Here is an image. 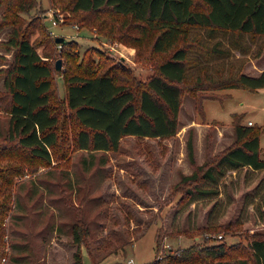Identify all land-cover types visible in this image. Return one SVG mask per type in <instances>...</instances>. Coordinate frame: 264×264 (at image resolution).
<instances>
[{
	"label": "rangeland",
	"instance_id": "rangeland-1",
	"mask_svg": "<svg viewBox=\"0 0 264 264\" xmlns=\"http://www.w3.org/2000/svg\"><path fill=\"white\" fill-rule=\"evenodd\" d=\"M72 7V0H38L30 12L11 16L19 20L42 57L53 66L56 92L52 105L60 112L59 130L64 138L53 162L31 158L7 137L10 114L4 109L6 100L0 99V156L4 159L0 163L23 166L15 174L12 209L6 219L8 254L2 264H70L71 260L74 264L78 249L84 264H94L92 258L100 259L97 264H130V258L134 264H147L158 253L217 241L230 246L228 255L232 258L244 256L250 251L251 239L264 236V171H229L220 182L219 193L182 207L186 186L178 183L196 167L188 155L189 138L194 142L196 161L202 164L234 142L233 115L242 114L243 121L248 123L252 118L255 125L262 126L264 147V88L219 89L207 93L216 97L205 98L202 104L201 95L184 90L176 134L127 135L118 150L78 149L74 145L77 127L65 98V78L73 72H109L139 98L159 63L174 49L155 51L158 31L131 15L108 6L91 11ZM7 31H1L0 41ZM196 33L193 30L192 34ZM203 34L207 39V32ZM58 35L66 42H57ZM207 40L210 45L220 41L229 53L206 58L193 51L201 58L190 68L194 76L187 83L195 82V74L202 73L204 65L215 78L237 73L246 62L247 71H256L252 61H258L255 53L264 42L263 36L253 38L244 33L238 43L237 33L219 32ZM0 53L8 58V62L0 61V67H5L12 52L0 45ZM58 59L62 60L60 69H56ZM3 81L1 76V89ZM231 219L242 220L249 230L241 224H228L214 230L170 234L178 228ZM74 224L82 229L81 244L74 242ZM157 232L163 237L159 252ZM208 262L216 264L215 259Z\"/></svg>",
	"mask_w": 264,
	"mask_h": 264
},
{
	"label": "trees",
	"instance_id": "trees-1",
	"mask_svg": "<svg viewBox=\"0 0 264 264\" xmlns=\"http://www.w3.org/2000/svg\"><path fill=\"white\" fill-rule=\"evenodd\" d=\"M38 0H0V33L8 28L7 36L1 39L12 60L0 67L4 88H0L1 100H6L5 110L10 114L7 137L27 150L31 158L53 162L56 148L60 147V112L53 107L55 95L53 66L44 59L30 37L24 32L19 20L11 16L18 12H30ZM76 11H91L111 7L123 15H131L138 22L158 31L153 42L155 51H170L171 55L162 60L136 98L132 88L118 82L113 74H87L73 72L65 78L66 101L77 130L74 145L88 151L118 150L127 135L139 137H170L178 132L183 92L189 90L205 98H215L207 93L229 87H245L257 90L264 87V68L259 72L246 70V62L237 72L229 76L213 77L208 66L195 74V82L187 83L190 68L204 57L225 55L229 49L208 43L216 33H237V42L244 33L253 38L264 37V0H72ZM196 29V34H192ZM207 32V39L203 32ZM66 41L59 42L65 43ZM264 42L255 57L264 61ZM0 61L8 62L4 53ZM257 68V67H256ZM57 69V67H56ZM223 73V72H222ZM186 83L187 87H184ZM199 103V101H198ZM202 106V105H201ZM203 108V106H202ZM234 116L235 140L232 144L198 164L192 137L188 140V155L194 171L184 174L179 186L185 185V198L181 207L220 192L221 180L229 171L249 168L264 171V152L260 142L262 126L243 121L244 115ZM0 156V161H3ZM23 170L22 165L4 166L0 163V264L7 257L8 239L6 219L12 209L15 174ZM228 224H241L242 220L223 223L201 224L170 231V234L192 230H214ZM82 229L73 225L74 242H83ZM89 229L87 228V233ZM161 232L156 233L157 252L162 242ZM220 240V237H219ZM250 251L244 256L232 258L230 246L225 241L216 243L195 242L179 247L169 254L156 255L147 264H264V236L253 237ZM89 254H91L89 252ZM74 264H84L80 249L76 250ZM94 264L100 259L92 258ZM121 264V263H116Z\"/></svg>",
	"mask_w": 264,
	"mask_h": 264
},
{
	"label": "crops",
	"instance_id": "crops-1",
	"mask_svg": "<svg viewBox=\"0 0 264 264\" xmlns=\"http://www.w3.org/2000/svg\"><path fill=\"white\" fill-rule=\"evenodd\" d=\"M263 59H264V55H263ZM252 63H253V66L254 67H257V71L256 72H259V71H261L263 68H264V61H262V62H259V61H255V59L252 61ZM264 88V87H263ZM259 89H262V88H259ZM235 112H239V111H235ZM240 113H243V114H245V112H240ZM250 118V117H249ZM250 119H252V118H250ZM249 119V120H250ZM245 122V121H244ZM236 137V136H235ZM260 142H261V139H260ZM261 146H262V144H261ZM263 147V146H262ZM264 148V147H263ZM263 152H264V149H263ZM72 261V260H71ZM71 261H70V264H71ZM72 264H73V261H72Z\"/></svg>",
	"mask_w": 264,
	"mask_h": 264
},
{
	"label": "water",
	"instance_id": "water-1",
	"mask_svg": "<svg viewBox=\"0 0 264 264\" xmlns=\"http://www.w3.org/2000/svg\"><path fill=\"white\" fill-rule=\"evenodd\" d=\"M56 40H57V42H63V41H65V37L58 35L56 37ZM56 67H57V69H60L62 67V60L61 59L57 60Z\"/></svg>",
	"mask_w": 264,
	"mask_h": 264
},
{
	"label": "built area",
	"instance_id": "built-area-1",
	"mask_svg": "<svg viewBox=\"0 0 264 264\" xmlns=\"http://www.w3.org/2000/svg\"><path fill=\"white\" fill-rule=\"evenodd\" d=\"M248 123H249V124H253L254 121H253V120H249ZM128 262H129L130 264H134V263H133V262H134V259H133V258H130V259L128 260Z\"/></svg>",
	"mask_w": 264,
	"mask_h": 264
}]
</instances>
